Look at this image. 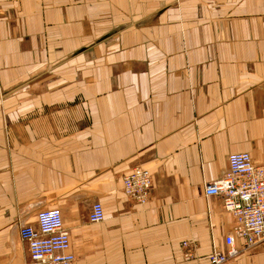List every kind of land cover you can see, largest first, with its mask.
<instances>
[{
	"label": "crops",
	"instance_id": "0c3cea01",
	"mask_svg": "<svg viewBox=\"0 0 264 264\" xmlns=\"http://www.w3.org/2000/svg\"><path fill=\"white\" fill-rule=\"evenodd\" d=\"M234 152L264 165V0H0V264L31 262L20 227L52 207L76 264H209Z\"/></svg>",
	"mask_w": 264,
	"mask_h": 264
},
{
	"label": "built area",
	"instance_id": "2783aa9c",
	"mask_svg": "<svg viewBox=\"0 0 264 264\" xmlns=\"http://www.w3.org/2000/svg\"><path fill=\"white\" fill-rule=\"evenodd\" d=\"M228 165L227 171L206 183L204 190L207 196H219L224 210L234 219L232 232L225 237V247L214 249L209 264H226L245 250L264 245V165L255 163L249 152L231 153ZM153 182L151 170L138 165L124 175L123 191L128 198L145 204L151 198ZM105 217L104 205L94 202L89 220L100 223ZM36 220L35 225L25 223L20 227V236L30 253L29 264H76L62 210L41 208ZM237 239L242 240V245H238Z\"/></svg>",
	"mask_w": 264,
	"mask_h": 264
},
{
	"label": "rangeland",
	"instance_id": "374dc122",
	"mask_svg": "<svg viewBox=\"0 0 264 264\" xmlns=\"http://www.w3.org/2000/svg\"><path fill=\"white\" fill-rule=\"evenodd\" d=\"M154 183V182H153Z\"/></svg>",
	"mask_w": 264,
	"mask_h": 264
}]
</instances>
